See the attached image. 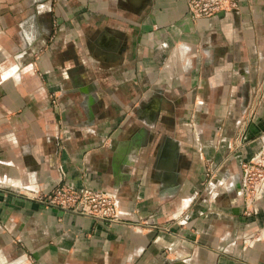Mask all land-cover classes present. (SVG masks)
Instances as JSON below:
<instances>
[{
	"label": "crops",
	"instance_id": "crops-1",
	"mask_svg": "<svg viewBox=\"0 0 264 264\" xmlns=\"http://www.w3.org/2000/svg\"><path fill=\"white\" fill-rule=\"evenodd\" d=\"M259 152L264 0H0V264H264ZM59 182L124 220L41 202Z\"/></svg>",
	"mask_w": 264,
	"mask_h": 264
},
{
	"label": "built area",
	"instance_id": "built-area-1",
	"mask_svg": "<svg viewBox=\"0 0 264 264\" xmlns=\"http://www.w3.org/2000/svg\"><path fill=\"white\" fill-rule=\"evenodd\" d=\"M238 0H187L188 13L192 18L214 17L219 12L236 11ZM51 103L56 104L54 94ZM242 186L246 199L253 201L264 197V153L259 152L242 163ZM205 189L216 176L212 169L205 170ZM200 192L196 193L199 195ZM250 194V195H249ZM194 198V196L192 197ZM39 200L47 205L64 210L90 215L102 220L122 221L124 211L119 208L117 193L106 189L90 187L74 188L63 182L43 193Z\"/></svg>",
	"mask_w": 264,
	"mask_h": 264
},
{
	"label": "rangeland",
	"instance_id": "rangeland-1",
	"mask_svg": "<svg viewBox=\"0 0 264 264\" xmlns=\"http://www.w3.org/2000/svg\"><path fill=\"white\" fill-rule=\"evenodd\" d=\"M250 195V194H249ZM246 197V196H245Z\"/></svg>",
	"mask_w": 264,
	"mask_h": 264
}]
</instances>
